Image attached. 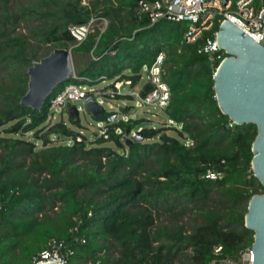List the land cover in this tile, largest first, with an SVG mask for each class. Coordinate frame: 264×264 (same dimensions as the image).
<instances>
[{
  "label": "trees",
  "instance_id": "obj_1",
  "mask_svg": "<svg viewBox=\"0 0 264 264\" xmlns=\"http://www.w3.org/2000/svg\"><path fill=\"white\" fill-rule=\"evenodd\" d=\"M84 1L40 0L37 10L14 14L4 0L0 264H33L51 240L72 249L69 264L237 260L253 244L254 234L244 225L248 203L253 196L264 195V188L251 168L257 128L235 125L221 113L214 91L220 61L211 62L198 52L211 33L203 32L194 44H185L188 23L151 24L136 0H87L82 5ZM30 15L41 22L29 31L33 44L17 33ZM94 16L107 21L105 31L100 34L94 28L82 44L73 46L68 28ZM217 28L216 24L213 31ZM69 44L74 53L91 55L77 76L89 80V86L104 78L130 80L134 89L143 70L163 54V79L170 92L162 111L166 123L147 127L145 119L135 116L128 123H114L106 140L95 135L89 141L62 118L52 123L49 116L51 99L68 84L78 83L72 78L53 90L40 111L22 107L19 102L32 62ZM141 90L145 95L151 86ZM108 115L105 111L96 121L102 123ZM65 116L80 127L79 120ZM140 127L143 141L126 145V133ZM209 169L221 173V179L205 178ZM191 214L196 222L188 230L183 219Z\"/></svg>",
  "mask_w": 264,
  "mask_h": 264
},
{
  "label": "built area",
  "instance_id": "obj_2",
  "mask_svg": "<svg viewBox=\"0 0 264 264\" xmlns=\"http://www.w3.org/2000/svg\"><path fill=\"white\" fill-rule=\"evenodd\" d=\"M141 13L147 15L151 24H155L159 20L170 22L188 23V29L184 35L185 44H194L203 32H210L202 42L198 49L199 54L208 55L211 62L220 61L226 58L225 52L218 46L216 36L219 26L224 22H229L243 33L249 36L257 45L264 47V0H227L223 3L220 0H136ZM95 22L101 24V28H97L103 33L107 27V21L100 17H92L84 25H74L68 28V32L74 40V46L82 44L87 37L94 32ZM217 24V30L213 31ZM225 54V55H224ZM164 55L159 54L146 71L145 83H141L136 88L131 89V81H112L106 88L101 90L90 89L86 78H76L78 83L68 84L62 91L53 97L49 103V116L54 120L57 116L60 118L67 115V108L75 107L79 112L83 110L84 104L95 101L97 104L103 105L101 100L107 103L117 100V98L130 97L134 103L133 110L130 113H121L117 110L109 112V115L101 123L102 127L98 132V137L108 138L109 128L116 122L122 120L128 123L137 115V110L153 109L164 111L170 98V92L167 84L164 82ZM100 81L105 80L100 78ZM149 84L151 90L145 95L141 94V89ZM125 88L130 92H125ZM101 99V100H100ZM103 107V106H102ZM148 112V110H146ZM153 116V115H152ZM233 123V122H232ZM230 123L229 127L232 126ZM142 128H138L136 132L128 133L123 138L133 139L137 133L141 134ZM190 144L186 141V146ZM208 180L215 181L221 179V173L214 172L209 169L206 172ZM90 216V215H89ZM73 230H76L74 228ZM84 243V240H81ZM220 249L215 250L217 254ZM73 256L72 249L64 242L51 240L47 249L40 252L33 259V264H69V259ZM212 264H253V253L251 248L243 251L237 260H224L213 262Z\"/></svg>",
  "mask_w": 264,
  "mask_h": 264
},
{
  "label": "water",
  "instance_id": "obj_3",
  "mask_svg": "<svg viewBox=\"0 0 264 264\" xmlns=\"http://www.w3.org/2000/svg\"><path fill=\"white\" fill-rule=\"evenodd\" d=\"M216 40L227 56L214 74L217 104L221 113L235 125L256 126L251 168L264 188V47L227 21L219 26ZM27 77V90L19 104L40 111L53 90L73 77L70 52L66 48H56L48 56L33 61L27 69ZM66 112L79 120L80 112L75 107L67 108ZM83 112L97 120L105 110L91 101L84 104ZM142 141L141 134L137 133L135 138L126 139V145ZM249 202L244 225L254 234L253 264H264V195H255Z\"/></svg>",
  "mask_w": 264,
  "mask_h": 264
},
{
  "label": "rangeland",
  "instance_id": "obj_4",
  "mask_svg": "<svg viewBox=\"0 0 264 264\" xmlns=\"http://www.w3.org/2000/svg\"><path fill=\"white\" fill-rule=\"evenodd\" d=\"M6 1H7V8L9 9V11L13 12L14 14H20V13L24 14L26 11H29V10H31V11L35 10V9L37 10V6H38L40 0H6ZM87 3H88V1L86 0L82 3V5H87ZM3 4H4V0H0V15H1L2 10H3ZM40 23H41L40 21L35 20L33 18V16L30 15L29 18H25V20H23L20 23V27H19L17 33H22V34L28 36L29 41L33 44V39L30 37L31 33L29 31L33 30ZM95 28H101V24L99 22H95ZM53 45L54 44H45V48H48V47L51 48ZM73 46L71 44H69L66 46V49L70 52L72 66H73V77L78 78L77 77L78 73L86 68V65L88 64L91 55L74 53L73 52ZM141 76L143 78L141 83L144 84L145 80L147 79L146 78V71L143 70ZM0 79H1V75H0ZM109 83H110V81L105 79L103 81H100L98 84H96L94 86H89V85L88 86L90 89H93V90L94 89L101 90L103 88H106L107 85H109ZM125 92H130V89L125 88ZM101 103L103 104L102 106L106 112H111L114 110H118L117 105L122 103V101L117 99L113 102L107 103L106 101L101 100ZM126 103L129 106L134 107V103H132L131 100H126ZM146 110H148V112ZM146 110H137L136 109V113L138 115V116L136 115V117L146 119L147 122L145 123V125L147 127H153V128L158 127L159 128V126H163V124L166 123L164 121V115H163L162 111L153 110V109H146ZM61 118L68 124V127H70L72 130L79 132L80 134L84 135V137L87 138L89 141L94 140L95 135L98 134L99 130L102 127V124L100 122H97L96 119H93L91 116L85 114L83 112V110L80 111V114H79L80 127H75L72 124L68 123L67 116H65V115H63ZM52 121H53L52 123H56V122L60 121V116H57ZM168 134L172 135L173 137H176L173 132H169ZM165 219L166 218L162 217L161 221L164 222ZM183 222L185 223V225L187 224L186 229L189 230V228H191L195 224L196 221L194 220V217L191 214L188 217L184 218ZM85 264H92V263L90 261H87Z\"/></svg>",
  "mask_w": 264,
  "mask_h": 264
},
{
  "label": "crops",
  "instance_id": "obj_5",
  "mask_svg": "<svg viewBox=\"0 0 264 264\" xmlns=\"http://www.w3.org/2000/svg\"><path fill=\"white\" fill-rule=\"evenodd\" d=\"M120 105V106H119ZM119 105H117V111H121L123 108H126V107H131L129 106L127 103H126V100H123L122 103H120ZM138 116V115H137ZM146 120V119H145Z\"/></svg>",
  "mask_w": 264,
  "mask_h": 264
}]
</instances>
